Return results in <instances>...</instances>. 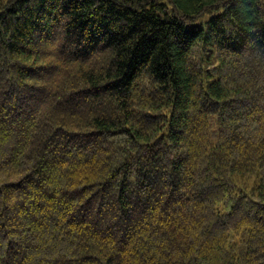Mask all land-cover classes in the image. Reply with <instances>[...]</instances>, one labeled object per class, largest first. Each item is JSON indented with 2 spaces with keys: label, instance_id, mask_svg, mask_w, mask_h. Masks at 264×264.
<instances>
[{
  "label": "trees",
  "instance_id": "1",
  "mask_svg": "<svg viewBox=\"0 0 264 264\" xmlns=\"http://www.w3.org/2000/svg\"><path fill=\"white\" fill-rule=\"evenodd\" d=\"M0 264H264V0H0Z\"/></svg>",
  "mask_w": 264,
  "mask_h": 264
}]
</instances>
